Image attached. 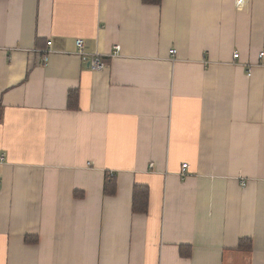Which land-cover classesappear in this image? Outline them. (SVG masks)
<instances>
[{
    "label": "crops",
    "instance_id": "obj_1",
    "mask_svg": "<svg viewBox=\"0 0 264 264\" xmlns=\"http://www.w3.org/2000/svg\"><path fill=\"white\" fill-rule=\"evenodd\" d=\"M261 53L264 0H0V264H264Z\"/></svg>",
    "mask_w": 264,
    "mask_h": 264
},
{
    "label": "trees",
    "instance_id": "obj_2",
    "mask_svg": "<svg viewBox=\"0 0 264 264\" xmlns=\"http://www.w3.org/2000/svg\"><path fill=\"white\" fill-rule=\"evenodd\" d=\"M162 0H144L148 4H160ZM70 99L73 101L75 99V106L73 108H78V95L75 96L71 94ZM117 192V185L114 179H107L104 194L106 196H115ZM149 204V189L145 186H136L133 191V205L132 209L135 214H146L148 212ZM252 241L249 239H244L240 241V248L249 250L251 249Z\"/></svg>",
    "mask_w": 264,
    "mask_h": 264
},
{
    "label": "built area",
    "instance_id": "obj_3",
    "mask_svg": "<svg viewBox=\"0 0 264 264\" xmlns=\"http://www.w3.org/2000/svg\"><path fill=\"white\" fill-rule=\"evenodd\" d=\"M76 44L78 47L76 54L78 56L90 57V59H91L90 68L92 71H102L105 68V65L102 63L101 58H100L98 53H92L91 54V53H88L87 51H85L84 42L82 40H78ZM119 52H120V47L116 46L114 48L112 57L118 56ZM176 54H177V51H175V50L171 51V55L173 57L176 56ZM260 57L261 58L264 57V53H261ZM238 58H239V54L236 53L234 55V59H238ZM173 61L175 62L176 60L174 59ZM187 170H188V165L184 164L182 166V170H181V176L182 177H185L187 175Z\"/></svg>",
    "mask_w": 264,
    "mask_h": 264
}]
</instances>
